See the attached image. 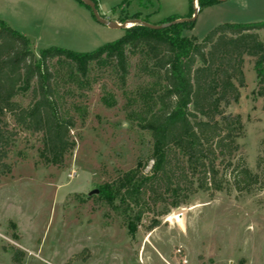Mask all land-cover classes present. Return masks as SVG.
Listing matches in <instances>:
<instances>
[{
    "label": "rangeland",
    "instance_id": "1",
    "mask_svg": "<svg viewBox=\"0 0 264 264\" xmlns=\"http://www.w3.org/2000/svg\"><path fill=\"white\" fill-rule=\"evenodd\" d=\"M94 1L99 16L120 24L138 17L164 25L195 16L181 35L197 41L222 23L264 21V0L208 6L199 0L202 8L198 0ZM0 20L26 36L36 56L52 46L89 53L124 35V29L98 23L76 0H0ZM255 61L244 57L245 84L226 112L238 115L244 129L234 162L241 158L258 174L262 189L239 194L231 188L212 196L196 191L165 216H158L162 205L148 202L129 232L119 202L110 206L98 192L138 165L144 173L152 165L150 137L128 117L135 107L132 94L143 81L133 61L125 84L101 71L91 90L77 93L86 118H78L71 131L74 148L61 165L42 163L36 137L18 136L7 159L11 170L0 177V264H12L14 249L24 252L21 264H264V173L257 166L264 107L256 95ZM93 190L97 194L89 196ZM153 220L159 225L148 231ZM77 254L81 260H73Z\"/></svg>",
    "mask_w": 264,
    "mask_h": 264
},
{
    "label": "trees",
    "instance_id": "2",
    "mask_svg": "<svg viewBox=\"0 0 264 264\" xmlns=\"http://www.w3.org/2000/svg\"><path fill=\"white\" fill-rule=\"evenodd\" d=\"M176 19L159 30L124 29L120 39L89 53L52 46L38 56L26 36L0 20V177L11 170L7 159L20 134L41 143L42 163L61 165L74 148L71 131L78 118L82 123L86 118L78 94L91 90L101 71L125 84L134 61L143 81L132 94L135 107L128 117L149 135L152 165L144 173L140 164L98 192L110 206L119 202L128 231L136 230L148 202L162 205L158 216H165L196 191L212 196L231 188L239 194L262 189L258 174L241 158L234 162L244 129L240 117L226 109L238 102L244 87V57L256 60V95L264 107V21L222 23L197 41L181 35L192 22ZM259 149L257 166L264 173V139ZM158 225L153 220L147 230ZM23 257L14 249L11 263L21 264Z\"/></svg>",
    "mask_w": 264,
    "mask_h": 264
},
{
    "label": "water",
    "instance_id": "3",
    "mask_svg": "<svg viewBox=\"0 0 264 264\" xmlns=\"http://www.w3.org/2000/svg\"><path fill=\"white\" fill-rule=\"evenodd\" d=\"M80 2H82L85 6H87L90 10H91V13L94 17V19L106 26L107 28L109 29H117V30H123V29H127V28H130L132 26H135V25H140V26H143L147 29H151V30H159L161 28H163L164 26H166L165 24L164 25H150L146 22H143L141 20H138V19H130V20H127L121 24L115 22V21H107L105 20L104 18H102L101 16H99L96 8H95V5L93 4V2L91 0H78ZM218 2H223L225 0H217ZM194 3V2H193ZM195 19V16L194 17H191V18H187V19H180V20H176L174 21V23H181V22H193ZM129 23L131 26L130 27H127L126 24ZM93 194H97V190H93L91 191L88 195H93Z\"/></svg>",
    "mask_w": 264,
    "mask_h": 264
},
{
    "label": "crops",
    "instance_id": "4",
    "mask_svg": "<svg viewBox=\"0 0 264 264\" xmlns=\"http://www.w3.org/2000/svg\"><path fill=\"white\" fill-rule=\"evenodd\" d=\"M193 2H195V0H193ZM103 18V17H102ZM105 20H107V21H109L108 19H105ZM111 21V20H110ZM113 21H115V22H117V23H119L120 24V22L119 21H116V20H113ZM125 22V21H124Z\"/></svg>",
    "mask_w": 264,
    "mask_h": 264
},
{
    "label": "bare ground",
    "instance_id": "5",
    "mask_svg": "<svg viewBox=\"0 0 264 264\" xmlns=\"http://www.w3.org/2000/svg\"><path fill=\"white\" fill-rule=\"evenodd\" d=\"M127 27H130L131 25L129 23L126 24Z\"/></svg>",
    "mask_w": 264,
    "mask_h": 264
}]
</instances>
